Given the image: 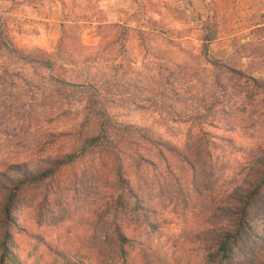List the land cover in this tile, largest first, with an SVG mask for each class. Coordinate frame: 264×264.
Wrapping results in <instances>:
<instances>
[{
  "label": "rangeland",
  "instance_id": "obj_1",
  "mask_svg": "<svg viewBox=\"0 0 264 264\" xmlns=\"http://www.w3.org/2000/svg\"><path fill=\"white\" fill-rule=\"evenodd\" d=\"M188 1L59 0L45 18L13 5L1 12L0 32L51 66L0 51V172L12 163L36 169L73 149L74 139L52 134L76 133L90 112L87 99L94 98L115 120L145 128L178 150L199 120L217 142L212 148L222 186L238 182L250 156L264 146V94L205 59L197 16L217 25L210 58L264 79V0ZM95 125L91 116L83 134H93ZM96 157L89 154L62 171L68 191L49 194L44 210L35 202L20 205L15 225L1 218L0 193V230H11L24 264H215L203 258L202 228L192 215L179 213L175 192L152 217L158 229L138 239L147 258L138 254L140 247L128 258H106L115 250L105 237L109 207L92 191L109 192L104 171L103 179L89 176L96 186L76 184L82 173L99 171ZM180 184L188 192V177ZM42 188L30 187L26 197L41 199Z\"/></svg>",
  "mask_w": 264,
  "mask_h": 264
},
{
  "label": "trees",
  "instance_id": "obj_2",
  "mask_svg": "<svg viewBox=\"0 0 264 264\" xmlns=\"http://www.w3.org/2000/svg\"><path fill=\"white\" fill-rule=\"evenodd\" d=\"M188 3L192 5L190 0ZM197 17L201 20V53L205 59L216 70L233 75L253 91L264 94V79L209 57V46L216 39L217 25L209 17ZM3 50L17 60L51 66L48 58L26 53L15 46L5 30L0 32V51ZM87 104L90 112L74 129L76 133L60 131L52 134L57 140L74 139L73 149L51 156L36 169L26 163H12L0 172L3 221L15 225L13 214L20 205L35 202L41 211L49 203V194L67 193L70 181L67 183L68 178L62 171L91 154L97 156L100 172L82 173L76 184L83 180L82 187L84 181L96 186L97 180L89 181V176L103 179L101 170L104 171V186L109 185V192L99 190V194L93 188L92 191L104 198L109 207L104 213L108 227L105 237L115 250L106 258H128L130 249L140 247L139 237L149 236L158 229L160 224L152 217L165 210L175 192L179 213L192 215L197 227L202 228L197 236L202 241L203 258L207 262L264 264V255L260 252V246L264 244V146L250 156L240 180L226 189L220 182L221 172L213 156L212 147L217 142L198 119L196 132H189L184 149L178 150L145 128L115 120L98 100L88 98ZM91 116L96 119L95 131L85 135L82 130ZM157 160L164 166L160 167ZM74 177L73 174L72 179ZM187 177L189 189L185 192L180 183ZM37 186L43 187L41 199L38 200L37 195L27 198L25 190ZM62 211L64 215V209ZM46 246L51 249L48 244ZM15 247L11 230L1 229L0 264H24ZM138 254L147 258L144 248L140 247ZM110 264L120 263L113 259ZM122 264L127 263L123 261Z\"/></svg>",
  "mask_w": 264,
  "mask_h": 264
},
{
  "label": "crops",
  "instance_id": "obj_3",
  "mask_svg": "<svg viewBox=\"0 0 264 264\" xmlns=\"http://www.w3.org/2000/svg\"><path fill=\"white\" fill-rule=\"evenodd\" d=\"M59 0H0V13L8 12L11 5L17 8H25L28 11L33 12V15H39L41 18H45L49 11H55L59 4ZM67 1V0H66Z\"/></svg>",
  "mask_w": 264,
  "mask_h": 264
}]
</instances>
